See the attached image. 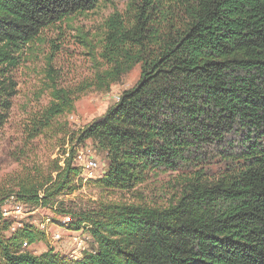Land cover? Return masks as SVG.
<instances>
[{
	"label": "trees",
	"instance_id": "trees-1",
	"mask_svg": "<svg viewBox=\"0 0 264 264\" xmlns=\"http://www.w3.org/2000/svg\"><path fill=\"white\" fill-rule=\"evenodd\" d=\"M102 1L0 0V131L27 52L45 31ZM80 34L92 53L100 48L95 77L73 89L50 74L51 102L30 121V140L72 113L85 92H109L138 65L140 78L72 132L64 165L0 183V264H264V0H130L106 20L99 43ZM87 141L106 154L107 171L94 181L100 189L129 192L171 173L169 206L65 207L58 198L85 184L74 159ZM11 198L51 208L95 250L78 259L31 252L47 234L31 224L14 229L5 216Z\"/></svg>",
	"mask_w": 264,
	"mask_h": 264
},
{
	"label": "rangeland",
	"instance_id": "rangeland-1",
	"mask_svg": "<svg viewBox=\"0 0 264 264\" xmlns=\"http://www.w3.org/2000/svg\"><path fill=\"white\" fill-rule=\"evenodd\" d=\"M129 2L130 0H103L93 11L64 22L58 25L57 29L45 31L41 42L32 47V51L27 52L24 62L14 73L18 88L11 116L0 131V183L28 170L47 169L56 160L64 165L71 152L72 132L80 131L103 116L117 103L124 91L136 85L140 78V65L124 75L109 92L94 89L85 92L77 100L72 113L56 119L54 127L36 139L28 138L30 121L51 102L48 89L52 84L50 74L59 86L73 89L92 81L95 77L101 63L100 48L92 53L82 43L80 33L89 35L96 45L99 43L97 36L102 35L106 20L116 12H125ZM89 161L96 163L92 171L86 168ZM74 165L82 169L85 184L73 195L58 198L65 207L88 208L97 201L167 207L177 193L172 184L176 175L171 173L153 177L129 192L103 191L94 181L105 175L108 162L106 154L97 150L92 141L76 148ZM89 175H92L91 178ZM5 208L6 217L13 220L15 229L24 224H31L47 234V241L29 248L37 255L53 248L62 256L71 257L79 241H83L87 251L96 248L95 242L87 233L78 238L76 232L69 230L62 223V216L57 215L51 208L35 209L27 205L16 207L15 203H8ZM57 232L62 235L59 242L54 240Z\"/></svg>",
	"mask_w": 264,
	"mask_h": 264
},
{
	"label": "built area",
	"instance_id": "built-area-1",
	"mask_svg": "<svg viewBox=\"0 0 264 264\" xmlns=\"http://www.w3.org/2000/svg\"><path fill=\"white\" fill-rule=\"evenodd\" d=\"M120 99V98H119ZM118 99V101H119ZM96 167V163L94 161H89L86 164V168L90 171H92L94 168ZM92 175H89L88 177L91 178ZM8 203H15L14 202V198H11L10 201H8ZM20 205H16V207H19ZM21 207V206H20ZM5 216H7V211H5ZM45 227H43L44 230ZM15 229V228H14ZM76 232V234H78L77 236H79L78 238L84 237L85 236V232L83 230L81 231H73ZM80 232V233H79ZM54 240L56 241H61L62 240V235L57 232L56 235L54 236ZM25 247H27V244H24ZM88 249L86 248V246L84 245L83 241H79L78 243V247L76 248V250L73 251V254L71 256V258L74 259H78L79 257L83 256V254L87 251Z\"/></svg>",
	"mask_w": 264,
	"mask_h": 264
},
{
	"label": "crops",
	"instance_id": "crops-1",
	"mask_svg": "<svg viewBox=\"0 0 264 264\" xmlns=\"http://www.w3.org/2000/svg\"><path fill=\"white\" fill-rule=\"evenodd\" d=\"M94 242V241H93Z\"/></svg>",
	"mask_w": 264,
	"mask_h": 264
}]
</instances>
